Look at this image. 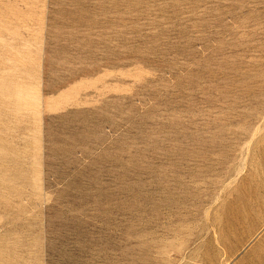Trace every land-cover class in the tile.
<instances>
[{
	"label": "rangeland",
	"instance_id": "1",
	"mask_svg": "<svg viewBox=\"0 0 264 264\" xmlns=\"http://www.w3.org/2000/svg\"><path fill=\"white\" fill-rule=\"evenodd\" d=\"M0 264H264V0H0Z\"/></svg>",
	"mask_w": 264,
	"mask_h": 264
}]
</instances>
